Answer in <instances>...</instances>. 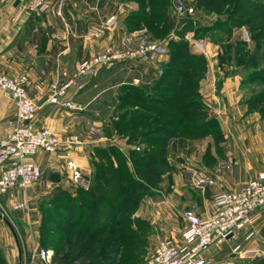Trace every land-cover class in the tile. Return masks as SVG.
<instances>
[{
  "label": "crops",
  "instance_id": "obj_1",
  "mask_svg": "<svg viewBox=\"0 0 264 264\" xmlns=\"http://www.w3.org/2000/svg\"><path fill=\"white\" fill-rule=\"evenodd\" d=\"M106 2L107 0H51L50 8L45 13L29 12L23 4L14 5V2L4 5L0 3V71L8 76L27 77V92L35 97L39 106L32 120L33 127L48 128L61 138L74 134L85 142L83 146L76 148L73 158L81 167L88 185L93 170V149L112 147L109 139L114 138V135L101 142L93 140L79 127L74 112L46 102L47 85L56 80L65 81V78L56 77L57 71L66 72L68 78L74 77L83 60L108 47L121 48L126 38L155 42L159 49L156 54L145 59L117 62L99 70V74L115 72L113 82L116 101L119 89L124 85L151 86L169 61L166 40L150 41L144 30L128 33L124 29L125 11L135 10L136 4H126L124 9H112ZM105 5L112 9V13H104ZM58 6L60 15L56 13ZM110 19L115 22L107 25ZM171 37L177 38L173 34ZM206 39L208 40L207 36L196 38L190 35L188 47L193 54L201 55L206 60V72L199 81L198 95L207 118L216 121L219 136L173 140L169 144L170 169L162 176L154 195L144 198L133 216L148 224V246L151 249L166 237L178 245L183 244L182 234L186 226L182 217L184 211L200 216L207 214L215 194L236 190L248 181L257 179L264 170V119L248 110L240 76L231 73L230 63H220L218 55L213 59L209 49L212 47V52L216 51L218 54L221 52L220 46L214 43L205 45ZM126 66L136 74L130 77L131 81L125 83L120 73L124 74L123 68ZM135 80H139L138 83L135 84ZM76 95L72 89L66 99L75 103ZM13 112L12 102L0 94V140L8 134L2 124L12 119ZM116 139L121 147L119 152L127 160L129 151L136 147L139 148L138 151L144 149L143 144L130 142L126 136H116ZM30 160L40 165L41 181L24 191L11 189L0 200L1 212L6 209L9 213L7 222L19 229L21 234V238L16 241L7 224H0V252L5 264H19L26 257L24 251L28 253L37 246L40 223L37 200L56 187L69 191L67 176L64 178V161L61 158L40 154ZM186 169L211 179L212 185L203 194L195 192L185 183ZM12 202L29 203L28 212L31 215L26 217L27 220L21 213L9 210ZM259 225H264V214L255 217L250 226L233 238L210 247L203 256L211 264H249L254 257L239 260L231 256L232 246L240 242L249 230ZM252 245L248 243L244 249L256 251Z\"/></svg>",
  "mask_w": 264,
  "mask_h": 264
},
{
  "label": "trees",
  "instance_id": "obj_2",
  "mask_svg": "<svg viewBox=\"0 0 264 264\" xmlns=\"http://www.w3.org/2000/svg\"><path fill=\"white\" fill-rule=\"evenodd\" d=\"M196 1L204 11L216 15L210 25L193 30L196 38L207 36L217 42L220 40L217 38L231 37L234 29L241 27L249 28L251 40L264 34V0ZM167 5L168 0H159L153 7L146 3L141 11L124 19L128 33L144 30L150 41H162L165 37L169 61L151 86L124 85L119 89L116 120L105 131L107 136H126L130 142L143 144L144 149L129 151L127 160L115 147L94 148L88 188H79L74 195L59 189L50 199L41 202L44 223L39 226L40 244L53 251L52 264H86L89 251L97 250L101 242L107 245L103 264H114V257L125 240L136 239L138 227L149 229L146 222L133 216L144 195L152 194L169 171L171 141L219 136L216 121L207 118L198 95L206 60L190 51L184 37L193 29L192 21L180 19L183 26L175 29ZM224 5L231 6L229 13H218V6ZM259 43L256 49L264 47V38ZM221 48L230 56L232 53V62L237 68L247 71L243 83L251 87L250 100H245L248 110L252 112L253 107L262 110L264 67L253 60L244 41L224 43ZM218 59L220 63L231 60L229 55ZM74 234L90 239L82 245L73 240ZM0 264H5L1 252Z\"/></svg>",
  "mask_w": 264,
  "mask_h": 264
},
{
  "label": "built area",
  "instance_id": "obj_3",
  "mask_svg": "<svg viewBox=\"0 0 264 264\" xmlns=\"http://www.w3.org/2000/svg\"><path fill=\"white\" fill-rule=\"evenodd\" d=\"M51 0H0L1 4L17 2L23 4L32 13H45L50 8ZM173 13L177 18H193L195 7L182 0H170ZM60 15V6L56 9ZM110 19L107 25L114 23ZM159 45L155 42L136 41L132 38L123 40L121 48L108 47L99 54L83 60L74 77L68 78L66 72L57 71V78H65L61 82L56 80L47 85L48 96L46 102L59 108L73 111L74 103L66 99L72 89H82L86 83L103 68L122 61H139L158 52ZM134 83H138L137 80ZM28 80L25 75L8 76L0 71V94L9 99L14 112L12 119L4 122L2 128L8 134L0 140V196L11 189L24 191L34 185L42 177L39 164L30 158L36 155H54L65 160V167L70 174V181L74 186L87 187L82 176L81 168L74 161L73 154L82 143L79 138L70 135L61 138L48 128H35L32 120L39 106L34 96L27 92ZM89 136L98 142L104 141L100 131L90 129ZM111 145L121 149L116 138L109 140ZM139 150V148H135ZM225 167V166H224ZM227 167V166H226ZM185 183L195 192L203 194L212 185V180L198 176L194 170H185ZM14 210L27 212V202H12ZM264 214V170L257 179L243 184L236 190L220 191L210 202L209 212L196 215L191 211L183 213L186 223L183 230L181 245L171 239L158 241L149 253L146 264H211L203 255L212 246L226 242L252 224L255 217ZM252 235L249 230L244 239ZM237 243L232 248V254L239 259L254 257L255 251L249 252ZM49 250L40 249L29 258L23 257L20 264H42L49 261Z\"/></svg>",
  "mask_w": 264,
  "mask_h": 264
},
{
  "label": "rangeland",
  "instance_id": "obj_4",
  "mask_svg": "<svg viewBox=\"0 0 264 264\" xmlns=\"http://www.w3.org/2000/svg\"><path fill=\"white\" fill-rule=\"evenodd\" d=\"M182 1H184L186 3H190L191 5H193L195 7L194 17L189 18L192 21L191 25H192L193 29L191 31H188L184 36L185 40L188 43V38L190 39V35L191 36L193 35V37H195L193 30L195 28H198V27L210 25L212 22H214L216 20V15L204 11L202 6H198L196 0H182ZM224 1H226V0H224ZM106 3L109 7H112V9L113 8L124 9L126 4H129V3L136 4L135 10H133V11H127L126 10L125 11V13L127 12V14H126V16H127V15L133 14L137 11H141V9H143V7H144V5H146V3H149V6L153 7L156 5V3H159V0H107ZM168 3H169V6L167 5L168 6L167 7V13L175 21V23H174L175 29L182 28L183 25L179 21H180V19L187 18V17L177 18L176 15L173 13V7H172L170 0H168ZM107 5H105L104 13H106V12L112 13V9H110ZM218 7H219V9H217V12L222 13V14L229 13V10L231 9V6L227 7L225 5L223 7H220V6H218ZM126 16L124 17V19L126 18ZM124 19H123V27H124ZM234 30H235V33L233 31L231 37H219L217 39H220V40H217V42L212 41V39L208 37L209 41L207 39L204 41H205V45L214 43V44H216V46L217 45L220 46L221 52L218 54H216V51L212 52V47H211V49H209V50H211L210 54H212V57L214 56L213 57L214 60L216 58V55H218V57L223 55L225 58H227L229 55V58L231 60H229L228 62L230 63V66L232 68L231 73L240 76L243 98L246 100H250L249 96L251 94L249 91H250L251 87L249 85L243 83V81H245L246 77H247L246 69L237 68L232 62V59H233L232 53L230 56V54L223 51L221 47H222V45H224V43H232L233 44L237 41L238 42L244 41L247 45L248 50L252 53L253 60L259 66L262 65L264 67V47H262L260 49H256V45L260 44L259 42H261L262 38H264V34L260 37H257L256 40H251L249 28L241 27L239 29H234ZM164 38H161V40L162 41L165 40ZM171 38L173 39V37H171ZM173 40H177V38L176 39L174 38ZM203 45H204V43H203ZM213 59L210 58V60H213ZM123 69L125 70L124 74L123 73H120V74L123 75V79H124L125 83L131 81L130 77L136 73L131 71L132 70L131 68H127V66L124 67ZM98 72L96 73V75L94 77H92L86 83V85L82 89L75 90V92L77 93V95L75 97L76 102L74 103V105L76 106V109L73 110L72 112H74L76 117H77L79 127L82 129V131L84 133L87 132L88 136H89L90 129H96V130L100 131L103 138H112V137L107 136L105 134V131L110 127V124H111L110 122L113 119L116 120L115 119L116 118L115 108L117 106V101L115 98L116 97V95H115L116 87H115V83L113 82V81H115L116 74H115V72L103 73V74H99ZM256 92L258 93V91H256ZM77 96H80V97H77ZM260 108L261 107H253L252 112L257 113L262 119H264V108H262V110H260ZM70 135H74V134H70ZM70 135H67L66 137H68ZM74 136L78 137L77 135H74ZM114 138H116L115 135H114ZM79 140L83 146L84 141L81 140L80 138H79ZM112 147H114V146H112ZM62 160L64 161V163H63V167L65 170L64 178L67 176V180L69 182V187H68L69 191L67 189H64L63 187H56V188L50 190L47 193V195L40 197L39 200H37V203H36L37 212H39V216H40L39 217V222H40L39 226L44 223L43 222L44 213H41L39 206L41 205V202L50 199L54 195L56 190L60 189V190H63L64 192H67L71 195H74L75 191L77 189L82 188V189L86 190L88 188V184H87V187H79V186H74L71 183L70 174L65 167V160L64 159H62ZM81 172H82V176H84L82 169H81ZM41 179H42V177L36 183H39L41 181ZM151 193L152 194L144 195L143 199L146 197H149V196H153L154 190ZM3 196L4 195L0 196V200ZM27 204L29 207L28 202H27ZM9 208H10L9 210L11 212H15L18 214L21 213V215L23 216V218L25 220H27V218H29V215H31V212H28L30 210V207H29L27 212L14 210V209H12L11 206ZM8 216H9V213H8V211H6V209H4L3 212H1V210H0V224H4L3 223L4 221L6 223H8L9 227L11 228L10 230H11L12 237L14 238V240L17 241L18 238H21V234L19 232V229H17L15 226L13 228L12 224L7 222ZM182 217H183V214H182ZM134 219H136V218H134ZM133 230H134V228H133ZM37 231H39V230H37ZM250 231L252 232L251 237L248 240H245L243 237L242 240L238 243H241L240 245L243 249H244V246L248 243H252L253 244L252 246H254L257 249V250L255 249L256 255L254 256V259H252V262H250L249 264H264V225H259V226L255 227L254 229H251ZM149 233H150V229H148V228L146 229L144 227H138L135 230V235L137 234L138 236L133 241L127 240V239L125 240V242L122 246V249L121 250L119 249L118 254L115 255V257H114V259H115L114 264H146V259L149 257V253L152 251L150 246H148ZM37 234H39V232H37ZM88 239H90V237H88V236H83L80 234H74L73 235V240L74 241L76 240L78 243H82V245L87 243ZM163 239H170V238L166 237V238H162L160 240H163ZM104 240L107 241V238ZM106 246H107L106 243L101 242L99 247L97 248V250H94V249L90 250L88 262L86 264H91L92 262L94 264H103V258H104L103 256H104V253L106 252ZM233 246H232V248H233ZM40 249L49 250V252H50L49 261L46 263H42V264H52L53 251L51 249H49L48 247L43 246V244H40V235H39V240H37V246L35 247V249L30 250L28 253L26 251H24V254L26 256L25 258L26 259L29 258L32 254H35V252L37 250H40ZM231 256H235V255L232 254ZM237 259H239V258H237ZM133 260H134V262H132ZM20 263L21 262H19V264ZM75 264H82V263H75Z\"/></svg>",
  "mask_w": 264,
  "mask_h": 264
},
{
  "label": "water",
  "instance_id": "obj_5",
  "mask_svg": "<svg viewBox=\"0 0 264 264\" xmlns=\"http://www.w3.org/2000/svg\"><path fill=\"white\" fill-rule=\"evenodd\" d=\"M17 4V2H14V5H16ZM5 222V221H4ZM6 223V222H5ZM7 224V226L9 227V224L8 223H6ZM10 228V227H9ZM11 229V228H10Z\"/></svg>",
  "mask_w": 264,
  "mask_h": 264
}]
</instances>
